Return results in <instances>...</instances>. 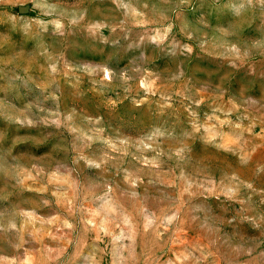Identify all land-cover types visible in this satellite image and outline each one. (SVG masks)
<instances>
[{
    "label": "rangeland",
    "instance_id": "rangeland-1",
    "mask_svg": "<svg viewBox=\"0 0 264 264\" xmlns=\"http://www.w3.org/2000/svg\"><path fill=\"white\" fill-rule=\"evenodd\" d=\"M0 264H264V0H0Z\"/></svg>",
    "mask_w": 264,
    "mask_h": 264
}]
</instances>
